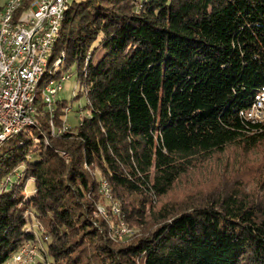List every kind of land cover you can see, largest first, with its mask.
I'll return each mask as SVG.
<instances>
[{
    "label": "trees",
    "instance_id": "1",
    "mask_svg": "<svg viewBox=\"0 0 264 264\" xmlns=\"http://www.w3.org/2000/svg\"><path fill=\"white\" fill-rule=\"evenodd\" d=\"M62 53L40 88L75 68L89 115L53 133L68 103L39 91L37 124L0 146V264L38 241L36 264H264L257 192L160 205L197 158L264 142L243 114L264 90V0H72L51 62ZM110 222L142 232L115 243Z\"/></svg>",
    "mask_w": 264,
    "mask_h": 264
},
{
    "label": "built area",
    "instance_id": "2",
    "mask_svg": "<svg viewBox=\"0 0 264 264\" xmlns=\"http://www.w3.org/2000/svg\"><path fill=\"white\" fill-rule=\"evenodd\" d=\"M72 0H0V146L9 137L37 124L36 97L41 91L46 107L53 111L61 81L71 78L62 73L58 84L53 79L44 81L45 73H54L61 67L64 53L51 62V54L60 36L65 12ZM253 122H264V90L255 102L243 112ZM69 127L56 129L60 133ZM21 178L19 170L9 176L1 186ZM108 194L109 185L102 184ZM113 212L120 214L117 204ZM102 214L107 215L103 208ZM41 251L28 242L12 255V264H36Z\"/></svg>",
    "mask_w": 264,
    "mask_h": 264
},
{
    "label": "rangeland",
    "instance_id": "3",
    "mask_svg": "<svg viewBox=\"0 0 264 264\" xmlns=\"http://www.w3.org/2000/svg\"><path fill=\"white\" fill-rule=\"evenodd\" d=\"M97 44L98 42L95 43V45ZM60 79H53L52 81L58 84ZM61 86L62 89L59 91L57 97L58 99L66 100L68 103V106L64 108L66 111L64 123L67 127L75 126L79 124L82 117L89 115V111L83 108L86 104V98H76L80 86L77 81L75 68H72L71 78L61 81ZM63 128V126L60 127V129ZM56 131V134H60L59 130ZM62 153L64 157H67L64 151ZM191 165L169 194L160 198V205L169 202L180 205L192 197L204 193L209 194L211 191L213 192V189H217L219 186L224 187L225 185H228L230 188H239L244 192L255 191L257 192L255 195L264 196L262 195L264 191V142L252 148L230 145L225 151H217L197 158ZM97 175L101 177L102 174L97 172ZM33 191L36 190H34V183L31 180L26 184L24 192L29 195ZM103 193L106 198H111L110 192L107 194L103 190ZM114 204L118 205L117 202H114ZM103 208L106 210L105 206L99 204V214H102L101 210ZM102 215L105 216L104 214ZM36 225L37 223L34 224V226ZM107 228L109 237L115 243H124L130 240L137 232H142L140 228L129 226L125 223L110 222ZM41 243L42 241H38L34 244L38 245L41 250L43 248ZM39 252L41 253V251ZM46 254L47 252L43 249L39 259H43ZM4 264H12V261L8 260Z\"/></svg>",
    "mask_w": 264,
    "mask_h": 264
}]
</instances>
